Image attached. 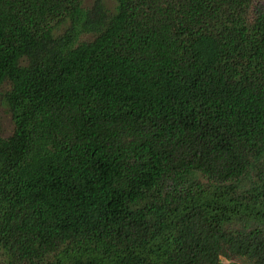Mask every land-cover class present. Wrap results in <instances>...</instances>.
<instances>
[{
	"label": "trees",
	"instance_id": "trees-1",
	"mask_svg": "<svg viewBox=\"0 0 264 264\" xmlns=\"http://www.w3.org/2000/svg\"><path fill=\"white\" fill-rule=\"evenodd\" d=\"M84 4L0 0V264H264V0Z\"/></svg>",
	"mask_w": 264,
	"mask_h": 264
},
{
	"label": "rangeland",
	"instance_id": "rangeland-1",
	"mask_svg": "<svg viewBox=\"0 0 264 264\" xmlns=\"http://www.w3.org/2000/svg\"><path fill=\"white\" fill-rule=\"evenodd\" d=\"M94 0H84V5L90 6ZM108 7H112L114 5V0H104ZM8 89L7 84H3L0 87V94H3ZM12 122L10 119V114L8 113L7 108L0 101V131L1 135L6 137L11 134L12 131ZM225 262V261H224Z\"/></svg>",
	"mask_w": 264,
	"mask_h": 264
}]
</instances>
